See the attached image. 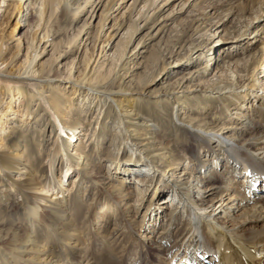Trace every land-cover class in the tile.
I'll return each mask as SVG.
<instances>
[{"label":"rangeland","instance_id":"rangeland-1","mask_svg":"<svg viewBox=\"0 0 264 264\" xmlns=\"http://www.w3.org/2000/svg\"><path fill=\"white\" fill-rule=\"evenodd\" d=\"M11 3L12 0H4L0 6V35L10 33L15 35L14 39L22 29L13 30L15 19L5 21ZM263 8L264 0H147L135 4L133 0H91L79 14L63 23L55 35L51 32L40 39L44 30L39 33V55L34 68L40 64L44 69L51 66L49 79L54 87L66 92L61 102L69 109L66 119L74 127L66 129L67 133L62 134L61 139L68 140L73 131H87L81 146L88 153L94 175L89 176L91 179L82 178L78 166L65 174L64 157L60 155L52 160L51 149L59 130L49 105L43 100L52 92L50 87L44 88L43 97L36 95L30 101L24 98L20 104L16 101L11 108L5 109L6 122L0 126V136L17 126V132L7 139L13 137L20 145H11V150L14 153L24 151L25 142L30 140L35 149L39 146L42 151L41 169L36 178L42 190L24 189L28 202L47 206L57 196L69 195L70 181L77 182V187L72 190L79 200L71 211L70 208L67 210L71 220L75 221L72 223L76 224L69 225L73 229L68 227L65 236L60 237L54 236L52 226L44 225L43 221L32 223L36 239L44 250L53 248L57 252L53 258L56 263L75 264L73 259L78 254L84 257L83 263L79 264H150V247L174 236L168 243L164 259L157 264H180L181 261L188 264L185 258L187 241L191 235L199 233L200 215L212 207L202 210L190 204L184 206L185 197L181 199L183 194L176 184L193 179L195 183L204 181L203 176L213 170L220 172L228 184L229 173L225 166L229 163L224 153L228 143L225 138L232 141L244 136L257 121L264 125ZM28 36L26 32L23 38ZM73 37L74 42L68 46H56L60 40ZM220 39L222 43L217 48L202 56V49L198 48L207 44L211 47L213 40ZM25 51L24 46L20 52ZM11 53L12 50L6 48L0 72L24 58L13 59ZM224 62L230 64L233 73L224 71ZM69 73L76 82L86 78L84 86L71 83ZM102 75L106 80L100 83ZM213 75L219 76V82ZM45 80L44 77L28 79L25 88L34 93V84L46 86ZM222 82L232 90L227 91L229 87L223 90L224 86L219 84ZM250 85H253L252 89H249ZM207 88L213 91H204ZM95 89L105 94L121 89L122 95L110 96L134 110L136 115L130 121L151 124L133 126L142 129L145 139H136L134 142L138 145H134L130 141L135 139L132 135L127 141L129 133L121 121L118 107L107 99V95L97 93ZM0 107L5 108L2 101ZM183 117L202 119L200 122L206 123L202 128L213 127L214 137L205 136L192 144L187 131H192L196 139L203 131L181 123ZM180 125L188 130L177 128ZM220 128L222 130H218ZM113 134L118 137L112 142ZM182 139L184 144L175 151L173 145ZM140 141L149 142L148 146L154 149L150 161L141 158L145 157L146 149L140 152ZM71 148H65L69 155L75 151ZM131 156L134 165L127 164ZM114 159L118 163H113ZM0 173V182L5 187L25 178L17 171L9 174L0 170ZM54 176L62 177V187L53 181ZM245 179V176L237 177L229 184L232 187L228 192L233 189L235 192L228 194L223 203L224 209L231 214L228 219L235 220L245 203L246 208L254 204L250 200L246 202V198L240 201L239 193L248 190ZM99 180L104 182L103 188L95 183ZM135 187L133 197H120L121 188L130 191ZM138 189L144 192L140 194ZM10 195L7 205H2L3 201L0 204L2 215L8 219L6 225L0 227V237H6L10 227L17 226L20 229L16 230V236L21 238L31 228L32 219L25 212L21 193L12 190ZM193 195L196 197L194 192ZM246 196L252 197L251 194ZM171 209L178 212L172 220L169 218ZM38 212L39 209L36 214ZM227 214L221 211L218 216ZM44 219L55 224L53 219L45 216ZM219 220L223 221L221 217ZM208 228H204L207 233ZM207 238L211 239L209 235ZM66 241L74 244L68 251H64ZM1 245L4 247V243ZM2 250L0 264H47L45 261L33 262L32 258L16 260ZM72 251L75 252L73 255ZM46 255L40 254V257ZM259 264H264V259Z\"/></svg>","mask_w":264,"mask_h":264},{"label":"bare ground","instance_id":"bare-ground-1","mask_svg":"<svg viewBox=\"0 0 264 264\" xmlns=\"http://www.w3.org/2000/svg\"><path fill=\"white\" fill-rule=\"evenodd\" d=\"M90 1L91 0H12V3L9 4V9H7L5 14V21L8 22L10 19H15L13 30H16V32L21 29L22 30L20 32V35L14 39L13 37L15 35H10V33L0 35V63H3L5 61L3 59H5L4 53L6 48L12 50L10 56L13 59H19L21 56L24 57L19 63L16 60V62L12 63V65H8L3 71L0 72V101L5 104L4 109L0 107V126L2 127L6 122L4 118L6 115L5 109L11 108L13 103L19 101L20 104L24 98H26L27 101H30V99H33L36 95L43 97V95L46 93V90H44V88H52V92L50 93V95L47 94V97H43L44 102L49 105L48 107H50V111L55 117L54 119L57 122V127L59 130L58 137L57 139H55L51 149L52 160H55L58 156L62 155L64 157L63 160L66 162L65 174H67L72 167L78 166L79 172L82 173V178L89 179H91L89 176H92L94 174L89 166L90 162L88 161V153H86L81 146V142L85 137L87 131H73L71 135H68V140L63 141L61 139V135L67 133L66 129L72 130L74 128L69 125L70 121L68 122V119H66L67 113H69V109H67L66 105L62 104L61 102L62 98L65 97L66 92L63 89L58 88V86L54 87L52 85V81L49 79L51 66L46 69H44V67H41V64L39 65L40 68L39 66L37 68L34 67L37 64L35 60L39 55V50L37 51V42L40 39L49 36L51 32L52 36L55 35L59 31L63 23H66L69 18H72L74 15L79 14L83 10L82 8L84 7V5ZM146 1L147 0H133V3H146ZM3 4L4 0H0V6ZM42 30L44 31L41 38L39 39L38 36ZM26 32L29 33V36L27 38H23V35ZM5 36L8 37L6 40L4 39ZM74 39L75 37L68 40H60L59 42H57L56 46H68L69 44L74 42ZM213 41L214 43L211 47H209V44H207L202 48H198L202 49V56H206V52L217 48L222 43L221 39ZM24 46L26 51L22 54L20 51ZM224 65L226 66L224 68V71H230V64H225L224 62L222 66ZM206 71L207 69H205L203 72L205 73ZM231 72L232 71H230V73ZM36 74L38 75L36 76ZM214 76H216L215 80L219 82V76L213 75V77ZM43 77L47 78V80H45L47 81L46 86H44L45 84H34V93H30L29 90L25 88L26 80H40ZM68 78H70L71 83H74L76 86L81 87L84 86V80H86V78H83L82 81L79 82L73 81L70 77V73L68 75ZM104 80H106V76L102 75L100 83H103ZM219 84L224 86L223 90L227 89L228 87L229 90L227 91L232 90V87L230 88V86L227 85L226 82H222ZM89 87L90 89H92L91 86ZM217 88L218 87H214L213 89ZM252 88L253 85H250L249 89ZM213 89L207 88V90L204 91L212 92ZM95 91H97V93L101 92L100 94H105L104 91H101L99 89H95ZM221 91L222 89L217 90L218 93H221ZM108 94H105L108 97L107 99H110V101H112L113 104L118 107L119 113L121 115V121L125 123L124 128L129 133V135L126 136L127 141L131 139L130 136L132 135L135 137V139L130 140L132 142H134L136 139H145L143 138V135L141 133L142 129L133 126L135 124L140 125L141 123L142 127L143 125L150 126L151 124L130 121L132 118H134V115H136L134 110L132 108H127L124 103H117L115 98L110 96L122 95L123 91L121 89L114 90ZM2 95L4 96L3 99H1ZM6 96L7 99L5 101ZM203 108H205V106H203ZM104 120L105 119L103 118V122H105ZM200 121H202V119L196 117H183L181 121V123L187 124V126L191 124V126H196V128H200L199 130L203 131V133L199 135L198 139H196L192 131L185 129V126L180 125L179 127H177L179 129H182L183 131L188 130L187 132L191 137L189 139H191L192 144H196L199 139H202L205 136L214 137V131H212L213 127L206 126L203 129L202 127L205 126L204 124L206 123L202 124ZM263 126V123L257 121L251 126V129L248 130L244 136L235 138L234 140H232L233 142L230 138H225L227 139L228 146L224 147V153L227 156L226 159L228 163L230 164H226L225 166L227 168L226 172L229 173V175L226 177L227 180H229L228 184H225V180H223L224 176L220 174V172L214 170L210 174H206L203 176L204 181L202 180L195 183V179H193L188 180V182L186 183L180 182L176 184L178 189L183 194L181 199L184 200L185 197L184 206H189L190 204L193 206V208L202 210H205L208 207H212L209 212H204L200 215L199 221L201 225L199 227V233L191 235L187 241V250L185 252L187 255L185 258L188 259V264H197L198 262L199 264H259L264 259V156H262V154L264 153ZM222 128L218 130H222ZM16 132L17 126H12L8 133L5 132L6 134L0 136V170H6L9 174L17 171L19 176L23 175L25 176V178L22 181L19 180L20 182L13 183L12 185L9 184V187H5L0 182V189L4 186V190H0V204L2 203V201V205H7L8 202H10V194L12 190L16 193H21L23 197L21 202L22 204H25L24 209L26 214H28L30 216L29 218L32 219V226L21 238L16 236V230L20 228L17 226L15 228L10 227L9 231H7L6 233V237H0V249H3L2 251H4L3 253H5L6 255L14 256L16 260L20 259L21 261H26L32 258L33 262L39 261L40 263V261H45L47 264H58L56 263L57 261L53 260V258L57 256V252H55L53 248L50 251L46 249L44 250V247H42L43 245L41 246L39 240L36 239L35 231L32 228V223L41 220L43 221L44 225H49L50 227L52 226V232L54 233V236H65L67 228L71 227L69 225L75 224L72 223L75 221L71 220V217L69 216V212L67 210L70 208L71 211V207L75 206L79 200L77 195L74 196V191L72 190L73 187H77V182L76 180L70 181V183L72 184L70 194L67 196L63 194L57 196L55 200L47 206L40 205L37 202H28L27 196L23 193V190H37L41 188V185L39 186L36 178L39 173L38 171L41 169V158L43 154L39 149V146L38 149L34 148L30 140H27V142H25L24 151H17L14 153L13 149L11 150V145L19 146L20 144L18 143V141H14L13 137H11L9 140L7 139V137L15 134ZM117 137L118 135L116 136V134H113V137L111 139L112 142L117 139ZM88 139L89 138H87L85 141H87ZM139 143H141L142 145L140 147L142 148L140 152H143L146 149L145 157L141 158L150 161V154L154 149L151 146H148L149 142L140 141ZM175 143L176 144L173 145L175 151L184 144L183 139L182 141H176ZM134 145L138 144L134 142ZM70 146H72L71 150H75L73 155H69L65 151V148H70ZM261 150L263 151L260 152ZM116 161L117 159H114L113 163ZM73 162H75L76 164L74 165ZM127 164L134 165L132 162V156L130 157V161L127 162ZM244 176L246 177L245 182L246 187L248 188L247 192L249 193H239V195L241 196L240 201L242 202V199L246 198V202L250 200L254 204L250 208H246L247 206L245 203V205L241 206V208H245L240 215H237L235 217V220L231 218L228 219V215L231 214L230 212H227L226 209H224L225 207L223 206V203L226 200L225 198L228 194H232L233 192H235L234 189L228 192V188L232 187L229 186V184L231 183V181H235V178ZM53 181L57 184L58 187H62L64 185L62 183V177L54 176ZM95 183L103 188L104 182L102 183L99 180L95 181ZM121 183H123V181H121ZM185 184L187 185L184 186ZM121 189L119 190L120 197L128 198L135 195V191L137 188L135 187L130 191ZM184 189H187L189 193H187V191L185 192ZM40 190H42V188ZM139 192L140 194H142L144 190L140 189ZM193 192L196 194V197L195 195H193ZM249 194H251L252 197L246 196H249ZM207 197L208 199H206ZM164 201H166L165 198ZM218 202L221 203H219V206L216 207V204ZM204 204H207V206L203 207ZM38 209L39 212L36 214V211H38ZM2 211L3 209L0 207V227L8 220L4 218V216L2 215ZM221 211L224 214H228L225 216H218ZM170 213V220L175 218L177 216L176 214H178V212H176V209H171ZM44 216L46 218L48 217L50 219H53V222H55V224L51 225L50 220L44 219ZM220 217L223 219V221L219 220ZM234 226H236V228H231ZM205 227H209L208 233L204 231ZM190 228L192 229V226ZM71 229L73 228L71 227L70 230ZM208 235L211 239L207 238ZM173 239L174 236H170L167 240H161L163 243L159 242L157 244H154L152 246L153 248L150 247V249L148 250V260L150 264H157L161 262L162 259H164L165 250L169 248L168 243L172 242ZM2 243H4V247L1 245ZM73 246L74 244L72 245L71 242L66 241L64 244V251H68L69 248ZM200 246H202L201 249L199 248ZM189 251L190 253L188 254ZM33 253L34 255L30 256V254ZM45 253L47 254L46 257H40V254ZM74 253L75 252L72 251L71 254L73 255ZM83 261L84 257H82L81 255L77 254L76 256H74L73 263L79 264L83 263ZM180 264L186 263L184 261H181Z\"/></svg>","mask_w":264,"mask_h":264}]
</instances>
